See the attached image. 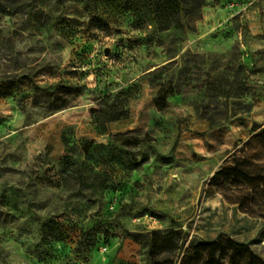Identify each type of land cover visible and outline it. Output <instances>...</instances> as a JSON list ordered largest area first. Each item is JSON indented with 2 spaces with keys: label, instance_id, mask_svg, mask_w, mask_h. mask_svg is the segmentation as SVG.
<instances>
[{
  "label": "rangeland",
  "instance_id": "obj_1",
  "mask_svg": "<svg viewBox=\"0 0 264 264\" xmlns=\"http://www.w3.org/2000/svg\"><path fill=\"white\" fill-rule=\"evenodd\" d=\"M178 1L0 0V264H264V0Z\"/></svg>",
  "mask_w": 264,
  "mask_h": 264
},
{
  "label": "trees",
  "instance_id": "obj_2",
  "mask_svg": "<svg viewBox=\"0 0 264 264\" xmlns=\"http://www.w3.org/2000/svg\"><path fill=\"white\" fill-rule=\"evenodd\" d=\"M151 5L153 7L154 13L157 16V21L162 29H166L169 26H171L173 23L177 22V16L180 12V4L178 0H150ZM165 103V100L163 99V104ZM163 105H155L157 108H161ZM262 132V131H261ZM225 173L242 177L245 179H250L251 176L244 170L238 168V167H223L219 171H217L212 179L218 178L223 176ZM264 187V183L262 184ZM182 233V229H170L166 231V235L163 238V241L159 243L158 239H151V249L149 250V255L152 258V260L157 264L162 259H160V255L163 252L172 251V255L175 256L176 249L178 251L181 250L182 245L179 243V238ZM178 238V239H177ZM228 245L225 248V250L221 251L224 248H219L220 244L223 243V241H219L217 243L211 244V249L209 251L208 260H211L212 262H215L216 264H237V255L238 253L244 254L245 257V264H259V259L256 254H254L249 247H247L244 244L237 243L233 240H227L225 241ZM167 243L166 250L163 247ZM219 246V247H218ZM220 251V259H217L216 253ZM219 258V257H218ZM225 258V259H224ZM189 255L188 252L182 257L180 264H188L189 263ZM175 264V261H172V264Z\"/></svg>",
  "mask_w": 264,
  "mask_h": 264
}]
</instances>
